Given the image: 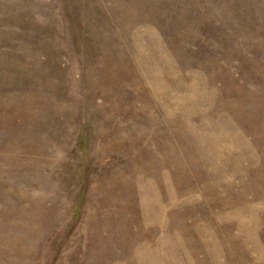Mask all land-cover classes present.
<instances>
[{
    "label": "rangeland",
    "instance_id": "374dc122",
    "mask_svg": "<svg viewBox=\"0 0 264 264\" xmlns=\"http://www.w3.org/2000/svg\"><path fill=\"white\" fill-rule=\"evenodd\" d=\"M0 264H264V0H0Z\"/></svg>",
    "mask_w": 264,
    "mask_h": 264
}]
</instances>
